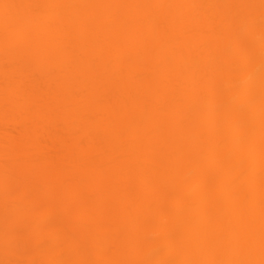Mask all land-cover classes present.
Instances as JSON below:
<instances>
[{"label":"bare ground","instance_id":"6f19581e","mask_svg":"<svg viewBox=\"0 0 264 264\" xmlns=\"http://www.w3.org/2000/svg\"><path fill=\"white\" fill-rule=\"evenodd\" d=\"M0 3L28 34L0 44V264H259L260 0Z\"/></svg>","mask_w":264,"mask_h":264},{"label":"snow or ice","instance_id":"6c2138e0","mask_svg":"<svg viewBox=\"0 0 264 264\" xmlns=\"http://www.w3.org/2000/svg\"><path fill=\"white\" fill-rule=\"evenodd\" d=\"M21 7L16 4L4 3L0 5V8L3 9V20H4V46L7 51L13 44L12 35L15 30V26L18 23L17 17L12 14V10L15 8ZM26 8H39V7H63V6H32L25 5ZM260 9H261V32H262V41H261V67L264 71V0H260ZM187 34V33H186ZM262 118H264V78H262ZM262 126H264V119H262ZM261 255L262 259L259 261V264H264V200H262V233H261ZM8 264H37L35 261H17V262H8ZM47 264H121L117 261H97V262H84V261H49ZM136 264H256L252 260H224V261H161V260H150V261H141L136 262Z\"/></svg>","mask_w":264,"mask_h":264},{"label":"rangeland","instance_id":"374dc122","mask_svg":"<svg viewBox=\"0 0 264 264\" xmlns=\"http://www.w3.org/2000/svg\"><path fill=\"white\" fill-rule=\"evenodd\" d=\"M0 5H2V3H0ZM111 7H112L111 4H105L104 8H101V5L98 6V9H97V17H96V18L98 19V21H100L101 18H102V15H101L102 13H100V12H102L103 10H107L109 14L113 13V10H114V9L112 10ZM117 15H118V16H117ZM117 15H116L117 18L114 17V20H116V23H117V24H119V22L122 23V22H123L122 16L120 15V13H118ZM1 17H3V9H2V8H0V18H1ZM21 19H22V18H21ZM103 21H105V20H103ZM118 21H119V22H118ZM25 23H26V22H25ZM25 23H24L23 20H21V21L19 22V24H18V31H17L16 29L14 30V33H13V35H12V40H13V44H12V46H17L18 44H20V42H21V40H22V36H23V34H25V33H24V30H25V29H24V28H21V27H22L23 25H25ZM27 26H28V25H27ZM27 26H26V28L28 29ZM19 27L21 28L20 31H19ZM24 36H28L27 32H26V34H25ZM1 38H2V39H1V41H0V44L2 45V48L5 49V46H4L5 33L1 36ZM24 38H25L26 41L29 40V37H24ZM26 38H27V39H26ZM245 40H246V39H245ZM245 40H244L243 42H245ZM246 43H247V42H246ZM248 43L251 44V43H250V40H249ZM252 43H253V42H252ZM249 44H246V45H249ZM232 45L234 46V44H232ZM243 45H245V43H244ZM246 45H245V46H246ZM252 45H253V44H252ZM254 45H255V44H254ZM254 45H253V46H254ZM250 46H251V45H250ZM250 46H249V47H250ZM229 47H230V46H229ZM235 47H236V46H235ZM235 47H234V48L231 47V50H230L229 48L227 49V50L229 51V52L227 51V52L229 53L228 55L231 54V55L234 56L233 53H236V51H237ZM247 47H248V46H247ZM251 47H252V46H251ZM232 49H233V50H232ZM249 49H250V48H249ZM234 51H235V52H234ZM247 51H248V50H247ZM249 51H251V50H249ZM230 52H231V53H230ZM238 53H239V52H238ZM237 56L239 57V54H238ZM238 57H237V58H238ZM37 60H38V59H33L32 62L34 63V62L37 61ZM146 60H147V59H146ZM106 62H107V61H104V63H106ZM242 74H244V68L241 66V69H240V75H242ZM234 82H235V81H234ZM234 82H233V83H234ZM235 83H237V81H236ZM239 85H240L239 83L237 84V86H236V85H233V86H234V91H232V92L235 94V97H236V98H239V97H240V96L237 97L238 93H236V92L238 91V89L240 88ZM52 88H54V87H52ZM232 90H233V89H232ZM239 95H240V94H239ZM10 116H12V117H10V119H12V118L14 117L13 115H10ZM15 118H17V117H15ZM16 121H17V120H16ZM13 122H14V121H13ZM13 122H12V123H13ZM5 124H7V122H6ZM8 124H10V122H8ZM6 126H7V127H6ZM4 127L7 128V130L4 129L3 127H2L1 129H4V130H6V131H9V130H10L9 128H11L10 131H12V130L14 129V130L12 131L13 133H14V131H17V130H18V129L16 130V128L11 127V125H9V127H8V125H5ZM1 129H0V130H1ZM4 130H1V132H2V131L4 132ZM6 131H5V132H6ZM3 132H2V133H3ZM2 133H1V134H2ZM228 138H231V136H228ZM0 141H1V140H0ZM247 154H248V153H247ZM249 156H250V155H249ZM249 158H250V157H248V156H245V157H244V159H243L244 162L242 161V162L244 163L243 166H248L249 161H250ZM54 161H55V160H54ZM243 163H242V164H243ZM9 166H10V167L5 166V168H6L5 171H6V172L8 171V173H9V172L11 173V174H9L8 177H9V179H12V180H13V179H14V176H11V175L15 174V173H13V169H14V168H11V167H12L11 165H9ZM245 168H247V167H245ZM14 170H15V169H14ZM11 171H12V172H11ZM14 172H15V171H14ZM16 172H17V171H16ZM7 175H8V174H7ZM10 177H12V178H10ZM244 180H246V181H244ZM10 181H11V180H10ZM13 181H14V180H13ZM241 182H242V183H240V184H243V183L247 182V178L243 179ZM0 184H1V183H0ZM8 185L11 186L10 188H12V186H13V187H17L16 182H15V183H14V182H13V183L10 182V184H8ZM9 186H8V188H9ZM10 188H9V189H10ZM244 189H245V188H244ZM10 190H12V189H10ZM13 190H16V191H17V188H16V189L13 188ZM0 191H1V189H0ZM16 191H15V192H16ZM35 192H37V191H35ZM38 192H39V190H38ZM176 193H178V192H176ZM38 194H39V193H38ZM40 194H41V193H40ZM43 194H44V193L41 194L42 196L37 195L38 198L35 197L37 200H33L32 202L36 203V206H35V205H34L35 207L33 206L35 209L38 207L37 210H40V209H41L40 212H43V211H44V213H45V209H47V205H45L46 203H43V205H42V202H43L42 199H41V201H42L41 203L38 202V200H39L41 197L44 199ZM179 194H180V191H179ZM181 194H182V193H181ZM33 197H34V194H33ZM33 197H32V199H33ZM39 197H40V198H39ZM35 198H34V199H35ZM169 199H170V198H169ZM169 199H168V200H169ZM172 199H173V198H172ZM66 200H67V199H66ZM28 201H29V200H28ZM30 201H31V200H30ZM36 201H37V202H36ZM169 201H170V200H169ZM169 201H168V202H169ZM170 202H171V201H170ZM30 203H31V202H30ZM31 204H33V203H31ZM39 204H40V205H39ZM41 205H42V207H41ZM57 205H58V207H57L58 211H55V212H58V213L60 214V213L62 212V210H61V206H62V204L59 203V202H57ZM43 206H44V207H43ZM45 206H46V208H45ZM42 208H43V209H42ZM37 210H35V211H37ZM69 228H72V227H69ZM69 231H70V229H69ZM69 231H68L67 233H69ZM71 231H72V230H71ZM71 231H70V232H71ZM72 234H74V233H72ZM69 235H71V234H69ZM178 236H180V234H179ZM47 241H48V242H47ZM29 242H31L32 244L29 245V243H28V245H26V246L29 247V248H28L29 250H28V249H27V250H28L29 252H31V251L33 250V247H32V246H33V244H34V243H33L34 241L30 239ZM50 242H51V243H50ZM24 244H25V243H24ZM45 244H47L48 247H47V246H46V247H47L48 249L53 248V245H55V244L52 243V241H51L50 238H49V240L46 238V242H45ZM26 246H25V247H26ZM22 247H23V246H22ZM27 247H26V248H27ZM23 249H24V248H23Z\"/></svg>","mask_w":264,"mask_h":264}]
</instances>
